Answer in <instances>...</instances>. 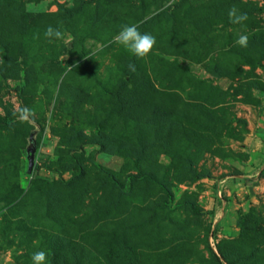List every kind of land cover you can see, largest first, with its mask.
<instances>
[{
    "label": "rangeland",
    "instance_id": "374dc122",
    "mask_svg": "<svg viewBox=\"0 0 264 264\" xmlns=\"http://www.w3.org/2000/svg\"><path fill=\"white\" fill-rule=\"evenodd\" d=\"M263 107L264 0H0V254L264 264V166L239 177Z\"/></svg>",
    "mask_w": 264,
    "mask_h": 264
},
{
    "label": "clouds",
    "instance_id": "9594fccd",
    "mask_svg": "<svg viewBox=\"0 0 264 264\" xmlns=\"http://www.w3.org/2000/svg\"><path fill=\"white\" fill-rule=\"evenodd\" d=\"M229 19L231 23L240 24L247 20L246 13H240L233 7L229 10ZM45 37L64 39V34L58 28H53L49 25L45 32ZM113 42L124 46L132 55L138 58L146 57L153 49L156 40L150 33H141L139 31V24L123 25L118 34L113 38ZM235 44L241 47H246L248 44V36L246 34H240L235 40ZM130 70H135V65H129ZM34 114L28 108H22L19 112L18 118L21 121H27ZM32 264H45L46 253L41 250L34 252L31 256Z\"/></svg>",
    "mask_w": 264,
    "mask_h": 264
},
{
    "label": "crops",
    "instance_id": "0c3cea01",
    "mask_svg": "<svg viewBox=\"0 0 264 264\" xmlns=\"http://www.w3.org/2000/svg\"><path fill=\"white\" fill-rule=\"evenodd\" d=\"M247 158L243 166V181L255 178L264 166V107L257 119L253 132L245 140ZM0 264H14L7 255L0 254Z\"/></svg>",
    "mask_w": 264,
    "mask_h": 264
},
{
    "label": "water",
    "instance_id": "95a60500",
    "mask_svg": "<svg viewBox=\"0 0 264 264\" xmlns=\"http://www.w3.org/2000/svg\"><path fill=\"white\" fill-rule=\"evenodd\" d=\"M31 141H32V138H31ZM29 153V158H28V169H29V172H31L32 168H33V163H34V160H33V153H34V150H33V143H31V149L27 151Z\"/></svg>",
    "mask_w": 264,
    "mask_h": 264
}]
</instances>
